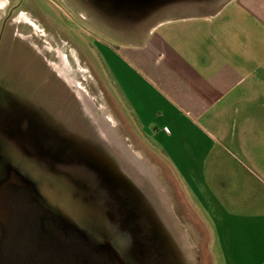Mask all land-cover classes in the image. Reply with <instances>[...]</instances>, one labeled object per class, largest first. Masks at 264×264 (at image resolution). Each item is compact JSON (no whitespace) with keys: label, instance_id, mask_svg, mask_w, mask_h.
I'll list each match as a JSON object with an SVG mask.
<instances>
[{"label":"rangeland","instance_id":"1","mask_svg":"<svg viewBox=\"0 0 264 264\" xmlns=\"http://www.w3.org/2000/svg\"><path fill=\"white\" fill-rule=\"evenodd\" d=\"M168 1L0 2V172L13 163L66 224L110 238L132 264H226L103 62L104 47L147 41Z\"/></svg>","mask_w":264,"mask_h":264},{"label":"crops","instance_id":"2","mask_svg":"<svg viewBox=\"0 0 264 264\" xmlns=\"http://www.w3.org/2000/svg\"><path fill=\"white\" fill-rule=\"evenodd\" d=\"M102 51L225 263L264 264V0H170L147 41Z\"/></svg>","mask_w":264,"mask_h":264},{"label":"flooded vegetation","instance_id":"3","mask_svg":"<svg viewBox=\"0 0 264 264\" xmlns=\"http://www.w3.org/2000/svg\"><path fill=\"white\" fill-rule=\"evenodd\" d=\"M108 173L123 204L121 212L127 211L131 221L139 224L140 215L124 181ZM132 207L134 213L129 211ZM60 230L63 234L58 235ZM0 264L132 263L110 238L99 241L66 224L43 201L35 181L8 162L0 172Z\"/></svg>","mask_w":264,"mask_h":264}]
</instances>
